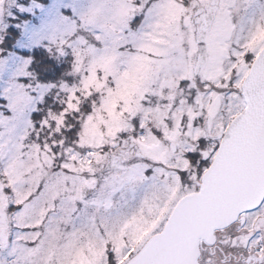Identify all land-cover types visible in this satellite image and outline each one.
Segmentation results:
<instances>
[{
    "label": "snow or ice",
    "instance_id": "snow-or-ice-1",
    "mask_svg": "<svg viewBox=\"0 0 264 264\" xmlns=\"http://www.w3.org/2000/svg\"><path fill=\"white\" fill-rule=\"evenodd\" d=\"M0 264H264V0H0Z\"/></svg>",
    "mask_w": 264,
    "mask_h": 264
}]
</instances>
